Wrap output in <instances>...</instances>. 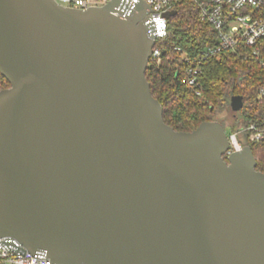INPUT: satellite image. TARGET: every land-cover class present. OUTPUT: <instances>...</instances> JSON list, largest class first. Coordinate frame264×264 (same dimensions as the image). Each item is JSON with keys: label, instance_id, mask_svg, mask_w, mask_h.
Here are the masks:
<instances>
[{"label": "water", "instance_id": "water-1", "mask_svg": "<svg viewBox=\"0 0 264 264\" xmlns=\"http://www.w3.org/2000/svg\"><path fill=\"white\" fill-rule=\"evenodd\" d=\"M148 12L0 0V238L52 264H264V173L224 159L220 123H164Z\"/></svg>", "mask_w": 264, "mask_h": 264}, {"label": "trees", "instance_id": "trees-1", "mask_svg": "<svg viewBox=\"0 0 264 264\" xmlns=\"http://www.w3.org/2000/svg\"><path fill=\"white\" fill-rule=\"evenodd\" d=\"M176 14L167 22V35L156 41V48L162 51L160 63L149 60L145 78L152 97L162 107L164 123L176 132H191L204 122H218L224 131H234L254 119L257 111V90L263 84V72L252 59L233 53L222 54L204 64L200 77V95L188 87L185 63L182 55L197 52L211 43L215 36L211 27L199 20L196 6L191 0H181L175 7ZM9 88L0 76V91ZM242 97L245 111L232 112L230 98ZM232 112V123L227 125L215 118L216 110ZM248 145L256 162V171L264 173V143ZM226 159V157H224Z\"/></svg>", "mask_w": 264, "mask_h": 264}, {"label": "built area", "instance_id": "built-area-1", "mask_svg": "<svg viewBox=\"0 0 264 264\" xmlns=\"http://www.w3.org/2000/svg\"><path fill=\"white\" fill-rule=\"evenodd\" d=\"M64 8L86 10L103 7L110 0H54ZM131 4L139 0H125ZM149 6L148 19L153 27L154 46L149 60L160 63L163 54L156 48V41L167 35L164 13L175 11L181 0H143ZM194 2L199 20L211 27L214 40L197 52L186 55L182 49L175 52L182 55L188 87L200 95V77L204 64L226 53L254 60L263 72V84L257 90V111L254 119L236 128L227 136L229 148L224 157L240 151L246 144L264 143V0H191ZM176 12V11H175ZM249 147V146H248ZM9 239L0 238V264H52L42 254L32 255L17 242L8 245Z\"/></svg>", "mask_w": 264, "mask_h": 264}, {"label": "rangeland", "instance_id": "rangeland-1", "mask_svg": "<svg viewBox=\"0 0 264 264\" xmlns=\"http://www.w3.org/2000/svg\"><path fill=\"white\" fill-rule=\"evenodd\" d=\"M256 97H255V99L252 100L253 103H255ZM216 111H217V113L215 114V118L217 120H219V121L223 120L224 123L226 122L227 125L232 123V120H231V116L233 115L232 112L225 110V109L221 110V111H218V110H216ZM230 132H231V129L229 127H227L225 129L226 135H228Z\"/></svg>", "mask_w": 264, "mask_h": 264}, {"label": "flooded vegetation", "instance_id": "flooded-vegetation-1", "mask_svg": "<svg viewBox=\"0 0 264 264\" xmlns=\"http://www.w3.org/2000/svg\"><path fill=\"white\" fill-rule=\"evenodd\" d=\"M246 109H244V103H243V106H242V108H241V110L240 111H245ZM240 111H238V112H240Z\"/></svg>", "mask_w": 264, "mask_h": 264}]
</instances>
